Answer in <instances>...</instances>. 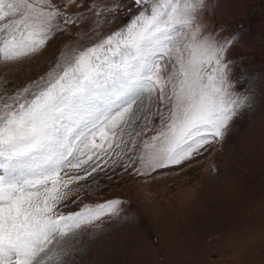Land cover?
Listing matches in <instances>:
<instances>
[{"label":"snow or ice","instance_id":"snow-or-ice-1","mask_svg":"<svg viewBox=\"0 0 264 264\" xmlns=\"http://www.w3.org/2000/svg\"><path fill=\"white\" fill-rule=\"evenodd\" d=\"M206 10V0H0L5 63L92 21L45 75L0 93V264H75L78 233L124 211L119 198L78 203L96 174L155 178L223 142L251 97L227 56L236 37L209 31Z\"/></svg>","mask_w":264,"mask_h":264},{"label":"rangeland","instance_id":"rangeland-1","mask_svg":"<svg viewBox=\"0 0 264 264\" xmlns=\"http://www.w3.org/2000/svg\"><path fill=\"white\" fill-rule=\"evenodd\" d=\"M206 4L201 15L208 30L236 37L227 56L237 90L250 95L251 106L233 120L222 143H213L182 167L155 173V178L121 169L109 171L111 179L96 174V185L83 188L78 203L119 198L124 211L100 229L78 233L82 251L75 264H264V0ZM126 21L122 17L101 31H115ZM91 26L86 20L73 26L71 35L56 33L28 58L0 61V93L45 75L61 49L81 39L76 33ZM74 199L70 196L62 210H74Z\"/></svg>","mask_w":264,"mask_h":264}]
</instances>
